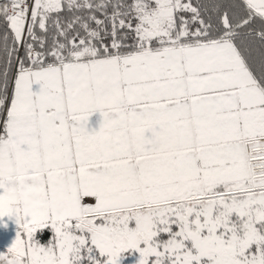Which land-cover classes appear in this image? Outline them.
<instances>
[{
    "label": "snow or ice",
    "instance_id": "snow-or-ice-1",
    "mask_svg": "<svg viewBox=\"0 0 264 264\" xmlns=\"http://www.w3.org/2000/svg\"><path fill=\"white\" fill-rule=\"evenodd\" d=\"M0 240L264 264V0H0Z\"/></svg>",
    "mask_w": 264,
    "mask_h": 264
},
{
    "label": "rangeland",
    "instance_id": "rangeland-1",
    "mask_svg": "<svg viewBox=\"0 0 264 264\" xmlns=\"http://www.w3.org/2000/svg\"><path fill=\"white\" fill-rule=\"evenodd\" d=\"M4 244V241L3 240H0V245Z\"/></svg>",
    "mask_w": 264,
    "mask_h": 264
},
{
    "label": "crops",
    "instance_id": "crops-1",
    "mask_svg": "<svg viewBox=\"0 0 264 264\" xmlns=\"http://www.w3.org/2000/svg\"><path fill=\"white\" fill-rule=\"evenodd\" d=\"M92 119H93V120H95V119H96V117H93Z\"/></svg>",
    "mask_w": 264,
    "mask_h": 264
}]
</instances>
